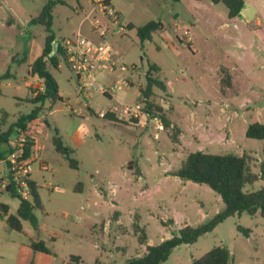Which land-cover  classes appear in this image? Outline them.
Listing matches in <instances>:
<instances>
[{
    "label": "rangeland",
    "instance_id": "obj_1",
    "mask_svg": "<svg viewBox=\"0 0 264 264\" xmlns=\"http://www.w3.org/2000/svg\"><path fill=\"white\" fill-rule=\"evenodd\" d=\"M48 1L0 0L2 131L33 109L27 100L33 97L35 87L31 85L38 78L29 73L30 66L41 56L48 35L35 19ZM64 1L53 9L52 30L60 40L80 35L105 44L115 54L113 70L96 74L97 85L112 98L96 88L80 91L77 75L65 61H60L58 70L49 67L64 100L46 104L43 117L49 127L38 138L41 160L33 163L32 178L40 187L44 211H35L38 230L23 221V231L17 232L6 218L0 219V264H124L146 252L134 233L132 211L140 216L138 223L150 246L170 238L184 222L197 226L213 218L225 208L220 196L206 185L171 175L186 155L199 151L201 145L210 154L248 155L251 170L260 178L244 191L264 186V140L246 137L249 124L264 120V107L246 103L239 108L242 99H230L237 108L221 120L210 115L207 107V100L222 97L216 67L230 69L225 54L249 74L243 83L245 95L255 96L252 85V91L264 97V0H248L253 3L251 20L248 25L237 22L241 34L233 27L235 20L228 18L226 7L210 0ZM152 20L162 22L164 28L141 45L136 28ZM225 23L230 25L228 36L220 30ZM129 24L134 28L129 30ZM101 28H105L103 38L98 34ZM150 64L160 67L156 74L167 86L166 91L155 88L152 101L165 107L163 115L173 123L159 133V139H155L152 123L142 126L143 119L119 118L124 105L143 104L140 89L146 86ZM233 91L230 95L237 92ZM111 108L118 110L110 113ZM101 111H107L104 118L99 116ZM194 111L200 119L199 130L208 140L191 128ZM130 123L141 125L146 132L125 126ZM180 123L192 143L178 147L172 136L177 134L174 127L180 131ZM57 136L75 150L71 157L78 162V169H71L57 153L53 144ZM130 160L137 161L145 173L148 189L133 185L127 168ZM42 165L48 169L41 170ZM79 182L83 186H77ZM117 185L114 194L111 190ZM0 202L10 205L11 214L17 213L19 199L0 196ZM115 212L121 214L118 223ZM155 215L167 219L168 225ZM39 241L49 254L31 249ZM217 246L229 248L232 264H264V217L259 212L229 217L196 243L174 248L162 264H190Z\"/></svg>",
    "mask_w": 264,
    "mask_h": 264
},
{
    "label": "trees",
    "instance_id": "obj_2",
    "mask_svg": "<svg viewBox=\"0 0 264 264\" xmlns=\"http://www.w3.org/2000/svg\"><path fill=\"white\" fill-rule=\"evenodd\" d=\"M202 1V0H196ZM215 4L222 3L227 11L228 17L236 18L240 16L242 9L244 8L243 0H210ZM64 0H50L43 7L42 11L35 19L39 24L45 27L48 33L43 52L30 66L29 73L38 78V86L43 84L44 91L38 92L33 95L27 102L33 104L32 111L25 115L20 116L18 120L10 125L5 131L0 129V148L8 143L11 135L19 130H26L27 125L36 119L44 116V111L47 103L56 104L62 101L59 95V85L49 67L58 70L60 61H65L63 57L62 42L54 34L53 27V9L57 5H64ZM129 30L134 28L133 24L127 26ZM164 25L160 21H149L143 26L136 28L137 37L143 45L145 42L153 40L154 33L161 31ZM59 43L58 52H55V44ZM54 52V53H53ZM161 69L156 64H150L149 69L145 75L146 86L140 89V96L142 101L146 104V110L150 114L155 112L159 114L166 128L171 126V121L163 115L164 110L161 106L155 105L152 101L155 88H159L166 91V84L160 80L156 74ZM220 83L222 88L230 87L232 84V75L225 67L220 68ZM34 89L33 94H35ZM223 92V89H222ZM4 116V115H3ZM111 117V115H108ZM113 120L111 118H108ZM49 127V123L44 119V128ZM177 134L172 136V142H179V130L174 127ZM43 130H40L34 138L35 152L38 160L42 157V146L39 143V135ZM57 132V131H56ZM178 136V137H177ZM246 137L256 140H264V124L260 122H254L248 125L246 131ZM54 147L60 155L68 161L71 169H78V162L71 156L75 153V150L64 145L60 137L53 138ZM135 162H130L129 167L134 168ZM173 176H176L182 180L190 181L195 184L206 185L217 193L222 202L224 203V210L216 214L213 218L206 220L205 222L198 224L197 226L189 225L185 223L181 229L174 233L171 238L162 241L155 246L147 245L148 238L146 232L140 227L138 220L139 217L134 218V233L138 237V242L141 246H146V252L142 256L133 257L124 264H162L170 256L172 250L183 244H194L198 239L209 232H212L219 224L224 222L227 218L235 216L236 214L247 213L250 216L256 215L258 212L264 217V186L254 192H245L244 188L248 184L255 183L260 175L254 173L249 165V157L246 154H210L202 151H196L187 154L184 160L181 162V167L174 171ZM261 177L264 178V161L261 165ZM32 185V199L30 201L20 199L15 192L10 195L11 198L19 199V208L17 213H10V205L0 202V209L6 216V221L12 230L17 232L23 231V221H29L35 230L39 229V222L35 215L36 210L44 211V207L41 202L39 190L40 187L33 180ZM77 186H83L82 183H78ZM76 186V187H77ZM248 230H245L247 234ZM31 249L35 252L43 254H49V249L45 246L44 242L39 241L31 245ZM80 260L78 257L75 258ZM233 255L229 248L226 246H217L209 250L202 257L194 259L190 264H232ZM96 264H99L96 262Z\"/></svg>",
    "mask_w": 264,
    "mask_h": 264
},
{
    "label": "built area",
    "instance_id": "obj_3",
    "mask_svg": "<svg viewBox=\"0 0 264 264\" xmlns=\"http://www.w3.org/2000/svg\"><path fill=\"white\" fill-rule=\"evenodd\" d=\"M102 6V5H101ZM119 30L123 31L120 27ZM101 38L105 34V28L98 32ZM63 57L68 67L77 75L79 90L96 88L105 94V89L99 87L96 74L104 71H112L114 68V53L103 43H96L83 36L65 38L61 44ZM124 70V68H122ZM44 85L36 86L35 95L44 91ZM143 102V101H142ZM118 109L115 108L114 111ZM106 112H100L104 118ZM120 119H140L142 126L152 123L155 127V139H159V133L164 132L165 125L158 113L150 114L146 110V104L124 105L119 113ZM44 117H40L27 125L26 130L14 132L8 143L0 148V196L10 197L12 192L22 200L32 199L33 163L39 161L35 152L34 138L40 130L44 129ZM42 165L41 170H47ZM6 218L0 209V219Z\"/></svg>",
    "mask_w": 264,
    "mask_h": 264
},
{
    "label": "crops",
    "instance_id": "obj_4",
    "mask_svg": "<svg viewBox=\"0 0 264 264\" xmlns=\"http://www.w3.org/2000/svg\"><path fill=\"white\" fill-rule=\"evenodd\" d=\"M243 1H244V8L242 9V11L240 13V16H238L236 18H231L232 20H235V21H233L234 22L233 27L234 28H237L239 30L240 34H241V30L239 28L240 27L239 26V23H237V22H244V23H246V25L249 24V21L251 20V14L250 13H251L252 5H253V3L250 2V1H248V0L247 1L246 0H243ZM213 4H215V3H213ZM257 24L258 25H262V22L261 21H258ZM229 26H230L229 24H226L225 23V24H223L220 27V30H221V32H223V35L224 36H228L227 33H228L229 28H230ZM117 31H118V29H117ZM238 45H239V47H243V43L240 42V41H238ZM225 55H226V58H228L230 60V66H229L230 69L227 68V67H225V66H219V65H217V67H216L217 70L216 71L220 70L221 67H225V68H227L229 70V72H232L233 74L230 73L232 75V77H233L232 84H231L230 87H226V88H221L220 89V94L222 95V97H217L216 96L215 98H212V99L207 100V107H208V109L210 111V115L216 116L217 117V120H221L225 116H227L225 118L228 119L229 115L231 114V111L233 109L235 110L237 108L236 105H234V104H232V102H230L231 101L230 99H232L233 101H237L238 99H242L241 104L239 105V108L243 107L244 105H247L246 103H248V104L256 105L257 109H259V106H262V109H263V107H264L263 106L264 105V97L262 95H259V94H257V93H255V92L252 91V90H255V87H252V85L250 86L251 93L255 94L254 97H248L247 95H245V92L243 91V83L246 80H248V77H249L248 72H246L244 69H241L235 62H233V61L231 62V59H230L229 55H227V54H225ZM59 68H60V66H59ZM219 81H218V84H219ZM57 82H58V85H59V95L61 96L62 101H63L64 99H63L62 92H61V86H60L59 81H57ZM31 86H33V87L36 88V86H38V81L36 82V84L33 83ZM222 89H223V92H222ZM166 90H167V86H166ZM233 90H236L237 92L236 93H233V95H230L232 92H234ZM225 92H226V94H225ZM33 95H35V94H33ZM105 95H107L109 98H112V95L110 93H108V92H105ZM114 109L111 108V109L108 110V112L111 113V112L114 111ZM163 110H165V107L164 106H163ZM101 112H103V111H101ZM105 112H107V111H105ZM234 113H235V111H234ZM111 116L113 117V115H111ZM259 122H261V123L264 124V120L263 121H259ZM171 124L173 126V123H171ZM190 124H191L192 130L196 131V133L200 134L202 137H205V140H208L209 136L206 138V136L204 135V133L199 130V126L201 125V123H200V119L198 117V113L195 112V111L190 114ZM177 125L180 126V135L178 137L179 142L178 143H174V144L177 145L178 147H181L184 144H191L192 142L191 141H188L189 140V136L186 134L187 133L186 130H185L186 127L185 128H182L181 123L180 124H177ZM125 126L126 127L131 126V127L140 128V129H142L143 133L146 132V129H144L141 125H138V124L136 125V124H131L130 123V124H126ZM213 132L214 131H212L211 134ZM194 135L195 134H193L192 136H194ZM213 136H214V134H213ZM218 136H219V140H220L221 139L220 138V134ZM199 151L204 152V147L202 145L200 146V150ZM130 162H135L136 163V166L134 168H130L129 167ZM127 168L130 170V172L132 174V177H133L132 178L133 185L134 186L135 185L136 186H140L141 190L143 188L148 189L147 188L148 187V185H147V178H146L145 173L143 172V170L138 167L137 161H135V160L128 161L127 162ZM169 173L170 172H168V174ZM172 173H171V175L173 176ZM129 180H130V178L128 179V181ZM37 185H38V183H37ZM187 185H189L188 182L184 185V187H186ZM118 189H119V186L117 185V187L115 189L111 190V191H112V193L114 191V194H117L118 193ZM125 190L128 191V189H125ZM115 213L118 214L117 215L118 217L115 220L118 223L121 214L118 213V212H115ZM133 213H134V211H132V215H134L133 218L138 217L137 212H135L134 214ZM156 217L164 225H168L167 224V219H162L159 216H156ZM139 219H140V216H139ZM185 223H187V222H184L183 225ZM147 245H149V244L147 243Z\"/></svg>",
    "mask_w": 264,
    "mask_h": 264
},
{
    "label": "water",
    "instance_id": "obj_5",
    "mask_svg": "<svg viewBox=\"0 0 264 264\" xmlns=\"http://www.w3.org/2000/svg\"><path fill=\"white\" fill-rule=\"evenodd\" d=\"M58 46H59V43H56V44H55V49H54L55 52H58ZM53 53H54V52H53Z\"/></svg>",
    "mask_w": 264,
    "mask_h": 264
}]
</instances>
